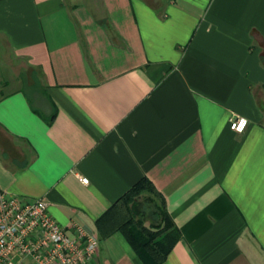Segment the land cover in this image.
I'll return each mask as SVG.
<instances>
[{
  "label": "crops",
  "instance_id": "0c3cea01",
  "mask_svg": "<svg viewBox=\"0 0 264 264\" xmlns=\"http://www.w3.org/2000/svg\"><path fill=\"white\" fill-rule=\"evenodd\" d=\"M0 50V193L144 264L97 220L146 177L161 264H264V0H0Z\"/></svg>",
  "mask_w": 264,
  "mask_h": 264
},
{
  "label": "built area",
  "instance_id": "2783aa9c",
  "mask_svg": "<svg viewBox=\"0 0 264 264\" xmlns=\"http://www.w3.org/2000/svg\"><path fill=\"white\" fill-rule=\"evenodd\" d=\"M248 120L234 115L230 127L243 132ZM82 183L88 178L79 177ZM98 236L87 225H62L44 198L23 200L0 193V264H99Z\"/></svg>",
  "mask_w": 264,
  "mask_h": 264
},
{
  "label": "trees",
  "instance_id": "16d2710c",
  "mask_svg": "<svg viewBox=\"0 0 264 264\" xmlns=\"http://www.w3.org/2000/svg\"><path fill=\"white\" fill-rule=\"evenodd\" d=\"M148 191L160 198L161 225L145 224L135 219L131 203L135 196ZM171 216L167 213L162 196L146 177H141L97 220L101 235L120 230L144 264H161L178 237L173 228Z\"/></svg>",
  "mask_w": 264,
  "mask_h": 264
},
{
  "label": "rangeland",
  "instance_id": "374dc122",
  "mask_svg": "<svg viewBox=\"0 0 264 264\" xmlns=\"http://www.w3.org/2000/svg\"><path fill=\"white\" fill-rule=\"evenodd\" d=\"M30 72V70L26 71L28 78H31ZM159 204L160 198L154 192L145 191L135 196L131 203L135 219L145 224L161 225L163 215Z\"/></svg>",
  "mask_w": 264,
  "mask_h": 264
}]
</instances>
